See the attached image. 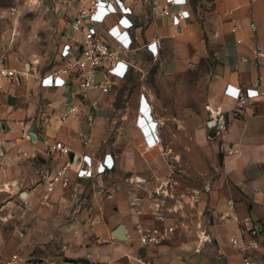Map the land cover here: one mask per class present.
I'll return each mask as SVG.
<instances>
[{"label": "crops", "instance_id": "0c3cea01", "mask_svg": "<svg viewBox=\"0 0 264 264\" xmlns=\"http://www.w3.org/2000/svg\"><path fill=\"white\" fill-rule=\"evenodd\" d=\"M120 1L131 29L117 27L116 15L95 25L125 44L106 77L107 95L94 91L86 99L76 69L53 82V72L24 61L8 42L0 46V67L18 75L0 77V264L15 257L13 264H264V0L170 6L186 11L184 19L160 15L169 0ZM75 10H59V68L80 54L82 35L69 25ZM209 54L218 64L199 78V121L177 126L181 136L174 123L160 128L157 140L153 127L117 119L141 99L149 104L139 86L130 95L138 104L118 105L132 67L155 63V79L173 83ZM248 87L259 96L235 116ZM159 139L169 150L183 146L188 163L180 172L165 176L153 164L159 155L146 146ZM57 142L66 152L51 150ZM104 155L111 170L77 178L84 156L96 165ZM66 165L67 187L55 184L42 205L45 178ZM251 225L260 229L256 236L247 232ZM119 226L122 238L115 237ZM147 230L158 244L140 243L138 231Z\"/></svg>", "mask_w": 264, "mask_h": 264}, {"label": "rangeland", "instance_id": "374dc122", "mask_svg": "<svg viewBox=\"0 0 264 264\" xmlns=\"http://www.w3.org/2000/svg\"><path fill=\"white\" fill-rule=\"evenodd\" d=\"M61 5L59 0H0V46L8 42L13 46V53L20 54L24 61L37 66L41 72H46L47 75L55 72L60 66L57 57L60 48ZM217 64V57L209 54L193 67H187L186 70L176 73L173 83L155 79L157 74L155 63L143 62L136 68L132 67V72L120 89L118 105L127 107L138 104L139 98H131L130 95L133 89L139 86L149 104L143 102L142 96L139 107H133L136 111L129 108L128 111L118 113L117 119L136 121L137 124L153 127V137H157V140L158 130L166 123H174V133L181 136L183 129L177 126L180 127L183 122L199 121L198 108L203 93L199 78L212 72ZM172 89L173 97L167 96V90ZM169 148L170 150L167 145L160 142V139L154 145L146 146L147 152L157 151L158 161L153 164H159V169L165 176L173 171L180 172L188 163V159L183 157L182 145L169 146ZM193 157L195 161L192 162V168L193 166L197 168L198 156ZM167 185L166 182L161 184L163 187Z\"/></svg>", "mask_w": 264, "mask_h": 264}, {"label": "built area", "instance_id": "2783aa9c", "mask_svg": "<svg viewBox=\"0 0 264 264\" xmlns=\"http://www.w3.org/2000/svg\"><path fill=\"white\" fill-rule=\"evenodd\" d=\"M188 0H169L168 6L161 10V16H174L177 19H184L186 11L172 12L170 6L185 7ZM60 4L65 7L75 8L72 19L69 25L73 31L80 32L82 35L81 48L79 57L74 61L66 63L65 67L57 69L50 75V79L55 82L59 76L66 75L71 69L77 70V76L80 80V88L83 97L88 99L92 92L98 91L103 95H107L110 90V83L106 80L107 75L111 74L118 63L117 57L125 49L124 42H121L119 37L112 36L109 31L98 30L95 25L102 24L99 17L102 15H116V25L122 30H129L133 27V23L127 19L123 13V6L120 0H77L67 1L59 0ZM104 36V37H103ZM96 76L102 78L99 83L95 82ZM0 77L10 80H17V72L13 69L0 67ZM259 93L250 87L245 88L237 98V107L234 109V115L240 116V110L247 104L250 98H257ZM75 111L74 109H71ZM221 119V118H220ZM51 150L66 152L65 148L60 142L51 146ZM88 158V159H87ZM83 168L76 172L77 178L90 180L95 175H100L113 168L114 163L109 155H104L101 162L93 165L91 159L87 156L82 160ZM68 166H63L54 175L45 178V194L42 196L40 203L42 205L48 204L49 196L55 186L60 183L62 187H67L68 180L65 178V172ZM225 216V215H224ZM257 225H251L247 230L249 236H256L259 232ZM171 228H164L163 234L171 232ZM140 233V243L143 246H154L160 242V237L156 232L138 231ZM232 247L238 246V240L231 241ZM18 258H13V264L17 262ZM243 264H262L260 262L252 261L247 258L243 259Z\"/></svg>", "mask_w": 264, "mask_h": 264}, {"label": "water", "instance_id": "95a60500", "mask_svg": "<svg viewBox=\"0 0 264 264\" xmlns=\"http://www.w3.org/2000/svg\"><path fill=\"white\" fill-rule=\"evenodd\" d=\"M99 78H100L99 76H96L95 79H99ZM122 229H123L122 226H119V227L117 228V230H116V234H115V237H116V238H122V235H121V233H122Z\"/></svg>", "mask_w": 264, "mask_h": 264}]
</instances>
